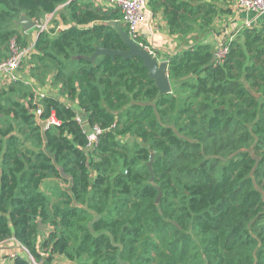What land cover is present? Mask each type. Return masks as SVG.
<instances>
[{"label":"trees","instance_id":"16d2710c","mask_svg":"<svg viewBox=\"0 0 264 264\" xmlns=\"http://www.w3.org/2000/svg\"><path fill=\"white\" fill-rule=\"evenodd\" d=\"M213 2L149 0L185 42L160 94L139 58L85 59L128 50L107 25L118 10L0 0V65L13 39L33 47L0 84V245L42 264H264V23L233 32L215 64ZM21 16L49 29L31 39Z\"/></svg>","mask_w":264,"mask_h":264},{"label":"built area","instance_id":"2783aa9c","mask_svg":"<svg viewBox=\"0 0 264 264\" xmlns=\"http://www.w3.org/2000/svg\"><path fill=\"white\" fill-rule=\"evenodd\" d=\"M107 7L114 6L121 14L122 26L126 32L128 38L133 41L140 49L147 52L151 57L156 59V52L151 45L142 42L139 39L138 29L139 26L145 21L146 14L149 12L145 0H103ZM237 7L248 14L246 25L244 27H258L261 23H264V0H237ZM51 16L45 17L43 20L35 21V30L37 32H47L49 29L48 23ZM233 37H224L216 45L213 51V61L215 64H221L229 51V44ZM33 48V47H32ZM32 48L20 49L15 39H13L9 46L10 55L0 65V84L4 82L17 81L18 70L22 61L32 52ZM31 50V51H30ZM167 62V61H166ZM45 94L39 91L35 92L34 101L41 99ZM36 116L41 114V109L34 111ZM46 130L50 125L56 124L54 119H49L44 122ZM101 131L98 128H93L88 134V148H92L97 142V135ZM13 240V252L8 253L5 259H8L6 264H42V262H36L28 252V250L22 246L19 242ZM3 247L0 246V249ZM21 250V252H20Z\"/></svg>","mask_w":264,"mask_h":264},{"label":"crops","instance_id":"0c3cea01","mask_svg":"<svg viewBox=\"0 0 264 264\" xmlns=\"http://www.w3.org/2000/svg\"><path fill=\"white\" fill-rule=\"evenodd\" d=\"M79 1L83 3H92L93 6L102 7L105 10H116V8L107 7V4L103 0ZM145 1L148 7L149 0ZM236 2L237 0H214L213 2L218 9V13L214 20V30L216 31L211 33V35H209L207 39L204 40V42L206 43L208 42L211 45L213 44V50L216 48V45L220 42V40H222L224 37L231 36L233 32L243 28L246 25V20L249 16L237 7ZM148 11L149 12L146 14L145 21L139 26L138 29L139 39L154 48L156 52V59L158 60V62L167 61L166 59L174 53L178 52L184 46L185 42L179 40L175 35L170 34L169 28L167 27L166 21L161 11L152 13L149 7ZM35 37L36 34L34 32L31 39L34 38L35 40ZM187 43H189V41H187ZM37 90L39 92L41 91V93L46 94L45 91L41 88H37ZM12 241L13 240H8L4 244L0 245L3 247L2 249H0V264H6L8 262V259H5V257L8 256V253L13 252L12 248L14 247V241ZM51 264L74 263L67 261L61 256H55Z\"/></svg>","mask_w":264,"mask_h":264},{"label":"water","instance_id":"95a60500","mask_svg":"<svg viewBox=\"0 0 264 264\" xmlns=\"http://www.w3.org/2000/svg\"><path fill=\"white\" fill-rule=\"evenodd\" d=\"M20 25L25 32L31 31L35 29V23L32 20H28L25 16H21L19 20L16 22ZM108 26H111L115 32L118 34L119 38L122 42L128 47L127 51H113L107 50L103 48H96L95 53L89 57L85 58L88 62H93L94 59L99 55H106L114 59L115 57H121L122 59H129V58H139L142 62L144 67L148 70L149 77L154 81L155 86L158 88L160 94H167L171 91V86L169 83V79L167 76V62L161 61L158 62L157 59L151 57L147 52L140 49L133 41H131L124 29L121 26L120 21H111L107 23ZM213 61V59H212ZM42 135L44 140H46V125L45 123L39 124ZM152 158V156H151ZM152 161V159H151ZM151 161L148 164L150 168ZM64 177L68 178L69 176L64 175ZM160 195L158 196V198ZM157 198V200H158ZM43 225H39V229H43Z\"/></svg>","mask_w":264,"mask_h":264},{"label":"rangeland","instance_id":"374dc122","mask_svg":"<svg viewBox=\"0 0 264 264\" xmlns=\"http://www.w3.org/2000/svg\"><path fill=\"white\" fill-rule=\"evenodd\" d=\"M109 8H114V6H109ZM216 31V30H215ZM30 32H32V35L33 33L35 32V34H37V32L33 29L31 30ZM211 45V44H210ZM212 48H214L213 44L211 45ZM10 55V51L8 49V54H7V57ZM42 190L48 195V198L49 200L51 201H55L56 200V187L55 185L51 184V183H48V184H45L42 188ZM9 248V247H8ZM13 249V248H12ZM21 252V250H20Z\"/></svg>","mask_w":264,"mask_h":264}]
</instances>
